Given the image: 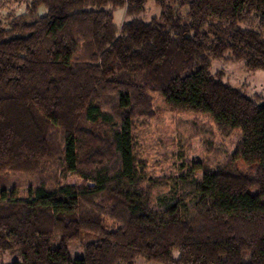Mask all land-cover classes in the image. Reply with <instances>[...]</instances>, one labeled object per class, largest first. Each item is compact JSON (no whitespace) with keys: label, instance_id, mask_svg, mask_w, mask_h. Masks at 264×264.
Here are the masks:
<instances>
[{"label":"trees","instance_id":"trees-1","mask_svg":"<svg viewBox=\"0 0 264 264\" xmlns=\"http://www.w3.org/2000/svg\"><path fill=\"white\" fill-rule=\"evenodd\" d=\"M2 1L25 11L0 18V180L34 176L0 186L3 264H264V91L212 72L264 70V0ZM154 94L238 145L152 175Z\"/></svg>","mask_w":264,"mask_h":264},{"label":"rangeland","instance_id":"rangeland-1","mask_svg":"<svg viewBox=\"0 0 264 264\" xmlns=\"http://www.w3.org/2000/svg\"><path fill=\"white\" fill-rule=\"evenodd\" d=\"M0 18L10 12L18 14L23 13V5L0 3ZM160 12L152 2L148 3L147 17L156 16ZM40 15L46 14V8L41 6L38 10ZM115 23L121 25L128 20L125 8H118L114 11ZM224 72L225 81L236 87H241L248 95L255 92L264 91V70H250L241 63L230 60L213 62L212 72ZM153 105L155 107V116L149 122L141 126L138 133V144L140 158L145 163L147 171L152 175L174 174L178 171L182 159L201 160L209 157L211 160L222 158V151H232L239 143L240 136L238 132L229 137H222L214 129V125L205 115L188 113L184 110L169 108L162 99L154 94ZM202 129L205 131L202 132ZM214 133V146H208L205 139H210ZM34 178L32 174H16L7 177L3 183L0 180V186L7 185L13 181L19 185L28 184ZM68 181L72 184L77 182V178L71 176ZM21 197H24V189L19 191ZM72 251L76 254L81 253V247L78 244L73 245ZM18 253L0 252V264L11 263L20 260ZM138 264H159L156 262H146L139 259Z\"/></svg>","mask_w":264,"mask_h":264}]
</instances>
